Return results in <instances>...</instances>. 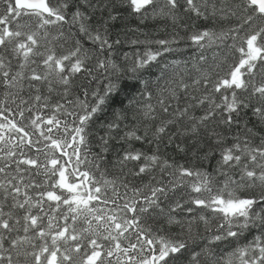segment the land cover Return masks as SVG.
Instances as JSON below:
<instances>
[{"label":"snow or ice","instance_id":"obj_1","mask_svg":"<svg viewBox=\"0 0 264 264\" xmlns=\"http://www.w3.org/2000/svg\"><path fill=\"white\" fill-rule=\"evenodd\" d=\"M0 264H264V0H0Z\"/></svg>","mask_w":264,"mask_h":264}]
</instances>
